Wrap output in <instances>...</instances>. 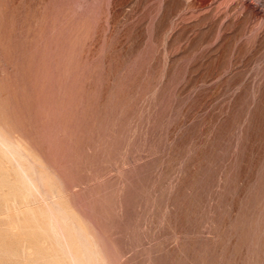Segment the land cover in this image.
Instances as JSON below:
<instances>
[{
    "label": "rangeland",
    "instance_id": "374dc122",
    "mask_svg": "<svg viewBox=\"0 0 264 264\" xmlns=\"http://www.w3.org/2000/svg\"><path fill=\"white\" fill-rule=\"evenodd\" d=\"M0 139V264H264V0H0Z\"/></svg>",
    "mask_w": 264,
    "mask_h": 264
},
{
    "label": "bare ground",
    "instance_id": "6f19581e",
    "mask_svg": "<svg viewBox=\"0 0 264 264\" xmlns=\"http://www.w3.org/2000/svg\"><path fill=\"white\" fill-rule=\"evenodd\" d=\"M3 140H1L0 139V142L2 143V144H4L3 142H2ZM0 143V144H1ZM2 144H1V146H2ZM10 144V143H9ZM13 145V144H12ZM11 144H10V146H12ZM3 147V146H2ZM13 147V146H12ZM14 147H15V145H14ZM16 148V147H15ZM8 149V151L13 155V153L14 152H16V151H14L13 152V150H10L9 148H7ZM11 149H13V148H11ZM19 149V148H18ZM8 152V154L10 155V153ZM18 154H20V153H18ZM22 155V154H21ZM23 156V155H22ZM14 159V158H13ZM15 160V159H14ZM13 160V161H14ZM15 162V161H14ZM15 166H17V167H19V171L21 172V177H23L28 183H29V185L31 186V187H35V185H34V183L32 182V180L30 179V176L28 175V173L26 172V170H24V168L20 165V164H17L16 165V162H15ZM20 177V178H21ZM38 182H40V181H38ZM51 191V190H50ZM25 192H26V194H28V192L25 190ZM25 194V195H26ZM24 195V194H23ZM22 196V195H21ZM27 196V195H26ZM22 198V197H21ZM54 198V197H53ZM42 200V199H41ZM14 201V200H13ZM22 201H24V200H22ZM15 202V201H14ZM48 202V201H47ZM24 204H25V202H24ZM11 207H12V204H11ZM23 207H24V205H23ZM27 207V206H26ZM57 210H58V208H56ZM26 210V209H25ZM60 210H62V209H60ZM59 210V211H60ZM15 211V210H14ZM61 213V212H60ZM68 213V212H67ZM69 213H70V211H69ZM62 214V213H61ZM14 215H16L15 213H14ZM64 215V214H63ZM0 217H4V216H0ZM68 217V216H67ZM16 218V217H15ZM47 218H48V225H49V228H50V230L53 232V233H55V234H58V235H60L61 237H62V239H63V241H61L60 240V242H64V244H65V246L68 248V251H69V256H70V259H71V261H72V263L73 264H83V262H82V259L79 257V256H77L76 254H74V253H72L71 252V250H69V247H68V242H67V234H66V232H65V230H64V227H65V225H63V223H64V221H62L63 219V217L61 216H59L57 213H56V211H54L53 209H51V208H48V211H47ZM61 218V219H60ZM65 218V217H64ZM70 219V218H69ZM71 220V219H70ZM73 220V219H72ZM76 220V219H75ZM74 221V220H73ZM13 222V221H12ZM18 222V221H17ZM63 222V223H62ZM66 222V221H65ZM70 224V223H69ZM17 225H18V223H17ZM71 226V225H70ZM67 227V226H66ZM71 227H73V226H71ZM74 229V228H73ZM75 229H76V227H75ZM78 229H76V231H77ZM74 231V230H73ZM75 231V232H76ZM51 233V232H50ZM2 234V233H1ZM75 234V233H74ZM80 233H78V231H77V234H76V237H78L77 235H79ZM51 235H52V233H51ZM55 236V235H54ZM59 236V238H61ZM80 236V235H79ZM76 237H75V239H76ZM79 239V238H78ZM78 239H76V240H78ZM82 239L83 238H81V241L80 242H82ZM85 240V239H84ZM83 240V241H84ZM71 242V241H70ZM59 243V242H58ZM23 247V246H22ZM88 247V246H87ZM93 247H94V245H93ZM62 248H63V245H62ZM81 248V247H80ZM23 249V248H22ZM84 249V248H83ZM21 251V250H20ZM28 251H30L29 249H28ZM62 251V250H61ZM23 252V251H22ZM62 252H64V251H62ZM65 253V252H64ZM66 254V253H65ZM22 255V254H21ZM67 255H68V253H67ZM93 255H96L95 254V252H94V254ZM92 255V256H93ZM23 256V255H22ZM84 257V256H83ZM98 258H99V256H97ZM96 257V258H97ZM95 258V259H96ZM94 259V260H95ZM99 260H101V259H99Z\"/></svg>",
    "mask_w": 264,
    "mask_h": 264
}]
</instances>
